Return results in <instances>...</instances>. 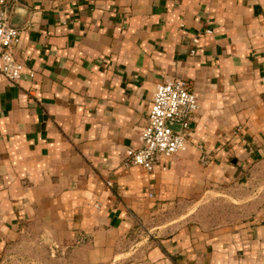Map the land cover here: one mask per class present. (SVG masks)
Instances as JSON below:
<instances>
[{"label": "crops", "instance_id": "obj_1", "mask_svg": "<svg viewBox=\"0 0 264 264\" xmlns=\"http://www.w3.org/2000/svg\"><path fill=\"white\" fill-rule=\"evenodd\" d=\"M9 22L24 67L15 83L0 76V254L36 221L87 261L264 264V207L233 226L146 225L263 155L264 0H20ZM176 77L198 102L187 150L123 167L155 85Z\"/></svg>", "mask_w": 264, "mask_h": 264}, {"label": "rangeland", "instance_id": "obj_2", "mask_svg": "<svg viewBox=\"0 0 264 264\" xmlns=\"http://www.w3.org/2000/svg\"><path fill=\"white\" fill-rule=\"evenodd\" d=\"M197 153L200 166L209 168L214 165L215 156L208 148L198 147ZM202 155L207 156L206 163L201 160ZM239 168L240 175L232 182L214 180L199 187L197 193L190 197L179 198L172 204L160 206L146 225L154 223L160 226L155 231L165 234L189 225L208 229L251 221L264 207V150L263 155ZM138 227L127 246L134 243L135 239L140 241L147 230L139 224ZM52 234L39 222L27 225L22 234L1 252L0 264L108 263L91 259L87 261L86 251L77 248V244L71 243V240L57 243Z\"/></svg>", "mask_w": 264, "mask_h": 264}, {"label": "built area", "instance_id": "obj_3", "mask_svg": "<svg viewBox=\"0 0 264 264\" xmlns=\"http://www.w3.org/2000/svg\"><path fill=\"white\" fill-rule=\"evenodd\" d=\"M20 0H0V76L15 83L23 72L20 48V30L9 22L13 4ZM211 33V30H205ZM192 41L197 44L198 37ZM195 53V48L190 49ZM33 76V73H30ZM198 108L197 98L189 82L180 77L167 79L155 85L148 109L146 124L138 134L139 145L126 148L121 165L125 168L139 166L152 170L163 156H170L187 149L186 134L192 126ZM171 124H178L174 129ZM206 155L201 160L206 163ZM107 185H111L107 181Z\"/></svg>", "mask_w": 264, "mask_h": 264}, {"label": "water", "instance_id": "obj_4", "mask_svg": "<svg viewBox=\"0 0 264 264\" xmlns=\"http://www.w3.org/2000/svg\"><path fill=\"white\" fill-rule=\"evenodd\" d=\"M171 126L174 128V129H178V124H171Z\"/></svg>", "mask_w": 264, "mask_h": 264}]
</instances>
